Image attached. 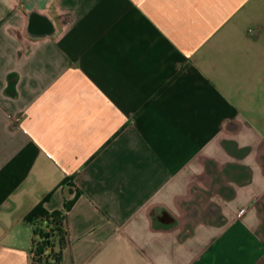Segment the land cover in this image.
I'll return each instance as SVG.
<instances>
[{"label":"crops","instance_id":"0c3cea01","mask_svg":"<svg viewBox=\"0 0 264 264\" xmlns=\"http://www.w3.org/2000/svg\"><path fill=\"white\" fill-rule=\"evenodd\" d=\"M0 0V264L65 214L63 264H264V0Z\"/></svg>","mask_w":264,"mask_h":264},{"label":"trees","instance_id":"16d2710c","mask_svg":"<svg viewBox=\"0 0 264 264\" xmlns=\"http://www.w3.org/2000/svg\"><path fill=\"white\" fill-rule=\"evenodd\" d=\"M64 201L61 209L49 211L38 203L25 217L32 226L33 262L63 264V251L67 245L65 214L72 207L77 195Z\"/></svg>","mask_w":264,"mask_h":264},{"label":"water","instance_id":"95a60500","mask_svg":"<svg viewBox=\"0 0 264 264\" xmlns=\"http://www.w3.org/2000/svg\"><path fill=\"white\" fill-rule=\"evenodd\" d=\"M27 3L31 13V27L41 28L45 26L46 24L40 14V9L44 6L46 0H28Z\"/></svg>","mask_w":264,"mask_h":264},{"label":"built area","instance_id":"2783aa9c","mask_svg":"<svg viewBox=\"0 0 264 264\" xmlns=\"http://www.w3.org/2000/svg\"><path fill=\"white\" fill-rule=\"evenodd\" d=\"M32 256H33V254H32Z\"/></svg>","mask_w":264,"mask_h":264}]
</instances>
